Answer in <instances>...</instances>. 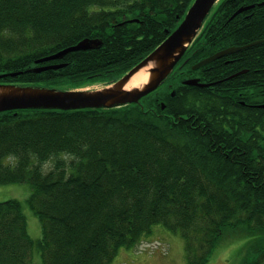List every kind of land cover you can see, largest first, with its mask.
Returning a JSON list of instances; mask_svg holds the SVG:
<instances>
[{
	"label": "trees",
	"instance_id": "obj_1",
	"mask_svg": "<svg viewBox=\"0 0 264 264\" xmlns=\"http://www.w3.org/2000/svg\"><path fill=\"white\" fill-rule=\"evenodd\" d=\"M194 1L0 0V75L22 72L0 83L111 84L166 40ZM84 39L103 45L36 64ZM256 41L233 66L192 69ZM197 77L221 82L183 84ZM169 80L121 108L0 113V185L31 186L27 204L43 232L32 240L22 203L1 202L0 264H33L34 248L42 264H109L156 225L181 235L189 264H206L227 236L248 234L253 257L243 264H264V0H220Z\"/></svg>",
	"mask_w": 264,
	"mask_h": 264
},
{
	"label": "water",
	"instance_id": "obj_2",
	"mask_svg": "<svg viewBox=\"0 0 264 264\" xmlns=\"http://www.w3.org/2000/svg\"><path fill=\"white\" fill-rule=\"evenodd\" d=\"M219 1L220 0H195L178 28L173 32L169 30L166 31L168 34L166 40L139 64L133 67L126 75L103 88L95 90H63L50 87L8 85L0 83V113L19 110H108L139 104L143 98L162 87L173 74L176 66L180 63L200 34L210 12ZM254 7L255 5H250L240 8L232 15V19ZM128 22L139 23V20L131 19ZM123 24L124 23H121V25ZM260 42L261 41H256L245 46L224 49L196 63L192 68L193 70L200 69L217 59L238 53ZM102 45V40L84 39L78 44L68 47L51 57L37 61L36 64L38 65L44 62L62 59L71 52L99 49ZM64 67V64L44 66L33 68L27 72L41 73L47 70H59ZM140 73L146 74V80L137 86L128 87L134 76ZM21 74L22 72L0 75V80L8 75L16 77ZM239 74L241 73H237L236 75ZM183 84L186 86L207 88L215 83L204 84L198 79H188L185 80ZM175 94L176 92L174 91L172 96L174 97ZM161 107L165 109V103H161ZM258 107L264 109V104Z\"/></svg>",
	"mask_w": 264,
	"mask_h": 264
},
{
	"label": "rangeland",
	"instance_id": "obj_3",
	"mask_svg": "<svg viewBox=\"0 0 264 264\" xmlns=\"http://www.w3.org/2000/svg\"><path fill=\"white\" fill-rule=\"evenodd\" d=\"M169 81L170 80H168V82ZM105 84L106 81H97L80 89L95 90L105 87ZM171 84L173 83L170 82V85ZM70 87L74 88L72 84L68 82H61L60 85L56 84L52 86V88L63 90ZM174 91H172V93ZM52 162L53 161H49L43 164L44 171L52 167ZM31 193L32 188L26 183L0 185V203L8 200H17L22 203L23 212L27 219L28 233L32 240L37 242L42 239L43 232L41 221L27 204V199ZM255 238L256 237L249 234L236 237L227 236L220 245H218L206 264H243L245 260L253 257V255L249 253V249L254 243ZM31 259L33 264H42V255L38 248L33 249ZM109 264L189 263L185 242L181 235L165 229L162 225H156L153 227L150 234L143 237L139 245L131 249H121Z\"/></svg>",
	"mask_w": 264,
	"mask_h": 264
},
{
	"label": "flooded vegetation",
	"instance_id": "obj_4",
	"mask_svg": "<svg viewBox=\"0 0 264 264\" xmlns=\"http://www.w3.org/2000/svg\"><path fill=\"white\" fill-rule=\"evenodd\" d=\"M256 7V6H255ZM254 7V8H255ZM242 8V7H241ZM254 8H252V9H250V10H253ZM240 9V8H239ZM238 9V10H239ZM250 10H248V11H250ZM237 11V10H236ZM236 11H234V13L236 12ZM248 11H246V12H243V13H241V14H239V15H243L244 13H247ZM233 13V14H234ZM232 14V15H233ZM232 15H231V17L228 19V21H230V20H233V19H235L237 16H239V15H237L235 18H233L232 19ZM250 16H252V15H250V14H246V15H244V17L245 18H249ZM250 44V43H249ZM247 45V44H246ZM241 46H245V45H241ZM236 47H238V46H236ZM228 48H230V47H228ZM227 49V48H226ZM222 50H224V49H222ZM222 50H220V51H222ZM220 51H218V52H220ZM242 51V50H241ZM218 52H216V53H218ZM215 53V54H216ZM239 53V52H238ZM215 54H213V55H215ZM235 54H237V53H235ZM235 54H232V55H229V56H226V57H224V58H221V59H217V60H215V61H213V62H217V61H220V60H223V59H226L225 61H224V64L225 65H227V66H233L234 64H235V59L233 58V56L235 55ZM212 56V55H211ZM210 57V56H209ZM208 58V57H207ZM213 62H211V63H213ZM231 68V67H230ZM246 71V72H245ZM247 71L248 70H245V69H243V70H239V71H237V72H235V73H233L232 75H230V76H228L226 79H224V80H229V79H233V78H236V77H239V76H241V75H243V74H246L247 73ZM237 73H241V74H239V75H236ZM234 75H236V76H234ZM233 76V77H232ZM232 77V78H231ZM195 79H198L200 82H201V78L200 77H197V78H195ZM218 82H221V81H218ZM218 82H201V83H204V84H212V83H215L214 85H212V86H210V87H212V88H215V85L218 83Z\"/></svg>",
	"mask_w": 264,
	"mask_h": 264
},
{
	"label": "bare ground",
	"instance_id": "obj_5",
	"mask_svg": "<svg viewBox=\"0 0 264 264\" xmlns=\"http://www.w3.org/2000/svg\"><path fill=\"white\" fill-rule=\"evenodd\" d=\"M146 74L144 73H140L137 74L136 76H134V78L131 80V82L129 83L128 87L130 86H137L141 83H143L146 80Z\"/></svg>",
	"mask_w": 264,
	"mask_h": 264
}]
</instances>
